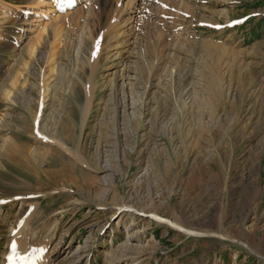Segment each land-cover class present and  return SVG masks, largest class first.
I'll list each match as a JSON object with an SVG mask.
<instances>
[{
  "label": "rangeland",
  "instance_id": "obj_1",
  "mask_svg": "<svg viewBox=\"0 0 264 264\" xmlns=\"http://www.w3.org/2000/svg\"><path fill=\"white\" fill-rule=\"evenodd\" d=\"M25 3L0 0V261L9 230L38 204L30 232L37 231V246L53 233L47 264H264L257 246L264 239V0H139L138 11L151 15L148 32L169 75L164 77L159 62L145 90L146 73L136 80L137 46L123 56L126 95L119 92L118 99H126L129 121L139 124L134 142L120 110L118 139L107 126L105 136H96L100 98L107 92L97 93L83 129L81 87L52 97L49 47L36 41L41 29L31 26L28 41L16 47ZM52 8L49 15L59 16ZM41 9L29 7L27 14ZM50 16L36 19L44 24ZM97 22L88 25L95 36ZM95 38L93 44L83 40L77 68L84 78L89 46L98 50V40L99 49L106 43ZM28 42L37 54L33 61L25 58L31 64L26 72L14 55ZM107 50L97 55L100 83ZM36 122L48 136L67 140L68 150L40 138ZM193 144L202 150L197 156ZM79 145L85 164L72 155ZM34 149L37 159L27 153ZM50 160L65 168L70 183L51 182L56 169ZM193 170L196 177L201 170L206 175L197 177L187 198ZM120 203L134 212L113 214ZM188 223L205 234L182 233ZM241 226L249 246L238 236Z\"/></svg>",
  "mask_w": 264,
  "mask_h": 264
},
{
  "label": "bare ground",
  "instance_id": "obj_2",
  "mask_svg": "<svg viewBox=\"0 0 264 264\" xmlns=\"http://www.w3.org/2000/svg\"><path fill=\"white\" fill-rule=\"evenodd\" d=\"M25 1L26 3L23 7V9L25 10L21 12V14L25 15V19L23 20V24L19 30L20 35L18 36L17 41H15V43H17L16 47H19L23 42L29 39V37H27V34L31 33L34 30L31 26L36 24V26L41 29V31H39V37H36V41L40 47L41 45L46 46L45 44H47V46L49 47V51L46 49L48 51L47 58L52 60L53 62L52 68L50 70L52 71V73H54L53 80L51 82L52 84L50 86V91H52L50 94L52 95V97L56 98L58 94L66 93L67 89H71L74 84H78L81 87V90L83 91V94L85 96V109L83 112L84 116L82 117L81 125L83 129L88 122V115L94 108L91 106V104L93 103L97 93L107 92L106 95H101L100 104L98 102L96 103L101 106L100 108H102L101 115L95 124L96 136L98 135V138L101 139L103 135H106V130L108 129L113 131L110 135L118 139L119 131L117 120L121 118V115L119 116L118 113V111L120 110L121 113H124L126 133H129L131 140L134 142L136 140V133L139 124L131 123V121H129V117L128 114H126L127 112L125 107L126 99L121 101L120 99H118V95H120V93H124L121 94L122 96L126 95V89L124 85L126 77L124 75V71L119 69V67H122V64L126 61L125 57L123 56L129 53L128 50L130 49V47L133 48L134 44L137 46L138 58L140 62L136 65V69L138 72V75H136V80L140 81L142 73H146V80L143 84V88L145 90L149 88V80L158 70L157 68L159 62H161V70L163 67V74L167 73L164 77H168L169 75L168 69L166 68L167 64L162 63L164 62L161 60L162 58L159 59L161 54L156 52L157 46L155 47L154 44L157 41H152L148 32L147 24L152 19H150L151 15L149 16L147 13H141L140 11H138L137 3L139 2V0H51V2L49 3L48 0ZM39 6L45 7V9H41L31 16L27 14V10L29 9V7L38 8ZM95 6L98 7V11L95 10ZM52 7H54V9L56 8L55 12L59 13V16L53 17L49 15L53 11ZM7 10L8 13L11 14H14L16 12L11 8H8ZM53 13L54 11L52 12V14ZM106 15V20L101 21L102 16L104 17ZM43 16L45 18L50 16L49 19L51 21L43 24L41 23L43 21L36 19L38 17L42 18ZM95 18L97 21H99L95 25L97 28V38L102 40L104 38V41L106 39V43H102L103 48L101 49H99V46H102L100 43L101 40H98V42L96 43L98 44V50L92 47L96 36L94 35V29L91 30V28H89L88 26L93 22ZM59 20L61 21V23L58 22ZM39 32L37 33L39 34ZM86 37L92 39V44L90 46L88 45L89 47H91V53L88 54L89 56H86L88 57L86 62L90 67V71L88 73V76L84 78L83 73L82 77L80 76L82 68L79 69L77 67L79 66L80 56L83 55V46L87 42H83V40L88 39ZM104 49L108 50L107 55L105 54V66L100 83V81L96 80L95 78L99 65L97 61V55L99 51H104ZM75 50L76 52L74 57L73 52ZM36 51L37 46H35L32 42L26 43L25 48H23L22 46V48L17 49V53L16 55H14V63H16L18 66H21L27 72L30 69L31 64L28 63L25 58L28 57L29 60L33 61L37 54ZM119 64L120 66H118ZM42 72V69H40V77L42 81H44V73ZM13 79V83H17V80L15 81V76ZM73 80H75L74 83ZM169 93V88H166L164 95L165 103H167L168 101ZM148 97L149 96L147 94L146 99ZM121 103H123V105H121ZM108 114H111V119L109 117L110 115ZM106 126L107 129H105ZM133 126L135 127V129ZM45 128V125L39 127V124L37 122L34 124L35 133H39L38 136L40 138H45L49 142L59 145L64 150H68L67 140L59 139L57 136H48L47 133H45ZM82 129L80 131V136L83 132ZM191 146L192 154H194L195 156H197V154L202 151L200 147L198 148V144H193ZM81 148L82 147H80L79 145L77 149H75V152L72 153V155L75 156L78 161L85 164V160L80 155L82 154ZM1 150L2 146H0V151ZM27 153L34 159H37L40 156L39 151L36 149L30 150ZM15 156H17V154H14V158L16 159ZM18 157L19 156H17V158ZM18 160L22 162L21 165L25 168L26 166L28 168H31V164L26 165L21 159ZM247 161H250V169L254 170L256 165L255 163H253V159L251 160L250 158H247ZM49 165L56 169V173H51V177H53L54 180L51 182L56 183V185L60 182L64 184L70 183V179L68 178V175H66L64 170L65 168L62 165L57 164L54 160H50ZM41 174L44 175L46 173ZM195 174H197V172L195 173L193 170L192 179L189 181L188 186L185 189V195L187 198H190V196L193 195L196 183L198 181L197 177L206 175L205 171L203 170L198 172L197 177L195 176ZM32 195L33 194H30V196ZM8 201L9 200L7 199L6 202ZM39 208L40 206L38 204L29 206L28 211L26 213H23L25 217H22L20 220L18 219L17 221H15L14 226H12V228L9 230L11 238L9 240L8 250L3 253L0 264H47V257L50 254L49 250L51 239L53 236L52 231H54L57 222H55L53 226L50 225L51 228H47L48 230H46L47 234H52L50 236L47 235L48 237H46L45 240L42 241V244H40L39 246L35 245V242L37 241V231L31 233L30 229L33 219L39 217ZM120 210H123L126 215L134 212L132 206L127 205V203L114 204L113 214ZM255 213L256 210L254 209L253 214ZM194 225H192V223H188L185 228H180L181 232L188 236L205 234L195 231ZM180 229L178 228L179 231ZM238 236H240L241 240L246 246H249L251 244H249L250 241L247 238L242 226L239 228ZM259 243L260 244L257 246L260 249L264 250V239H262ZM13 245L16 246L15 251H13ZM9 254H12V257L8 260L7 256Z\"/></svg>",
  "mask_w": 264,
  "mask_h": 264
},
{
  "label": "snow or ice",
  "instance_id": "obj_3",
  "mask_svg": "<svg viewBox=\"0 0 264 264\" xmlns=\"http://www.w3.org/2000/svg\"><path fill=\"white\" fill-rule=\"evenodd\" d=\"M37 135H39V133H37ZM12 247H13V251H15V247H16V246L13 245ZM9 259H11V257H10Z\"/></svg>",
  "mask_w": 264,
  "mask_h": 264
}]
</instances>
